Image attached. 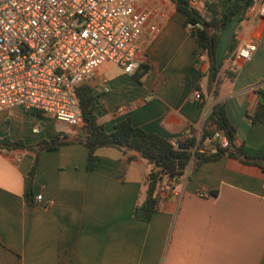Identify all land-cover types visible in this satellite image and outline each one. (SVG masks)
Instances as JSON below:
<instances>
[{"label":"crops","instance_id":"obj_1","mask_svg":"<svg viewBox=\"0 0 264 264\" xmlns=\"http://www.w3.org/2000/svg\"><path fill=\"white\" fill-rule=\"evenodd\" d=\"M143 6L160 28L147 48L146 72L140 76L102 66L97 71L106 87L97 90L95 112L106 131L131 117L136 126L178 146L187 136L199 137L209 113L224 103L237 142L264 145V122L251 120L264 104V18L236 17L225 27L214 96L206 94L207 57L185 27V16L167 0H143ZM233 39L234 52L243 43L257 44L250 61L226 57ZM233 67L238 73L230 79L225 71ZM77 131L21 108L0 114V137L8 133L27 144ZM210 143L205 142L207 150L213 149ZM96 154L89 171L84 145L43 151L29 186L34 153L0 150V264H264L261 168L230 157L189 168L175 184L163 182L158 210L143 222L133 212L152 166L132 152L134 160L121 168L129 152L115 147Z\"/></svg>","mask_w":264,"mask_h":264},{"label":"built area","instance_id":"obj_2","mask_svg":"<svg viewBox=\"0 0 264 264\" xmlns=\"http://www.w3.org/2000/svg\"><path fill=\"white\" fill-rule=\"evenodd\" d=\"M189 2L198 7L203 0ZM246 14L264 18V0H251ZM151 17L143 0H0V114L36 110L81 129L78 89H105L97 74L104 63L141 71L160 31ZM256 50L255 42H246L234 57L250 61ZM195 97H201L197 90Z\"/></svg>","mask_w":264,"mask_h":264},{"label":"trees","instance_id":"obj_3","mask_svg":"<svg viewBox=\"0 0 264 264\" xmlns=\"http://www.w3.org/2000/svg\"><path fill=\"white\" fill-rule=\"evenodd\" d=\"M176 11L185 16V27L192 26L190 32L195 36L201 47V54L207 57V68L202 73L205 79L206 94L218 96L222 63H218L217 49L221 35L234 18L244 19L251 0H203L198 7H192L189 0H167ZM236 40L233 39L226 57L234 58ZM147 62V61H146ZM143 63L138 74L143 75L148 66ZM237 67L228 69L225 74L234 79ZM138 76L137 78H139ZM196 89L200 91V86ZM202 96V95H201ZM99 93L90 84H84L78 89V98L84 124L73 135L64 132L56 133L51 139H43L36 144H27L21 139L13 140L7 133L0 137V150H23L34 153V160L29 172V186L36 177L39 156L43 151L57 150L65 145L81 144L88 150L87 170H93L97 164V149L102 147H115L129 152L128 158L119 166L126 165L134 160L132 152L140 154L141 159L152 166L143 184V200L136 206L133 217L143 222H150L159 207V190L163 182L169 184L176 182L189 169H197L203 163L216 162L223 157H230L247 165H253L264 171V145L252 148L245 143L237 142V129L230 121L224 103H218L209 113L201 135L187 136L182 146H174L172 142L162 136L148 132L136 126L131 117L116 123L112 132H107L105 125L99 120L95 109ZM204 106V103H202ZM30 114L41 116L36 110ZM255 123L264 122V104L260 103L257 111L251 116ZM222 138L227 140L223 145ZM211 141L213 149L207 150L205 142ZM195 150V152H194ZM120 168V167H119ZM174 186H171V188ZM30 188V187H29ZM28 201L32 203L30 189Z\"/></svg>","mask_w":264,"mask_h":264},{"label":"rangeland","instance_id":"obj_4","mask_svg":"<svg viewBox=\"0 0 264 264\" xmlns=\"http://www.w3.org/2000/svg\"><path fill=\"white\" fill-rule=\"evenodd\" d=\"M102 68L103 69H107V71H114V70H119L120 69V67H118V66H116V65H114V64H112V63H104L103 65H102ZM109 73V72H108ZM68 133H71L72 134V130L70 129L69 131H68Z\"/></svg>","mask_w":264,"mask_h":264},{"label":"water","instance_id":"obj_5","mask_svg":"<svg viewBox=\"0 0 264 264\" xmlns=\"http://www.w3.org/2000/svg\"><path fill=\"white\" fill-rule=\"evenodd\" d=\"M180 146V148H184V149H189V147L188 146H185V145H179ZM194 152H195V150H194Z\"/></svg>","mask_w":264,"mask_h":264}]
</instances>
